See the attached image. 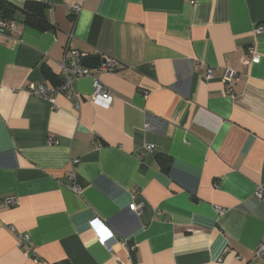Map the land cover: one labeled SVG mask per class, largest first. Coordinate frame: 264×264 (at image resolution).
<instances>
[{"label":"crops","instance_id":"obj_1","mask_svg":"<svg viewBox=\"0 0 264 264\" xmlns=\"http://www.w3.org/2000/svg\"><path fill=\"white\" fill-rule=\"evenodd\" d=\"M39 1L50 28L19 16L0 30V200L19 202L0 208V264H264V0ZM68 45L118 62L100 74L113 101L93 97L91 76L55 107L29 91L62 82Z\"/></svg>","mask_w":264,"mask_h":264},{"label":"built area","instance_id":"obj_2","mask_svg":"<svg viewBox=\"0 0 264 264\" xmlns=\"http://www.w3.org/2000/svg\"><path fill=\"white\" fill-rule=\"evenodd\" d=\"M81 10L80 5H75L73 7V11L78 13ZM15 25L16 22L14 21H5L0 16V30L5 31L10 34L15 33ZM255 34L261 35L264 33V23H258L256 24L254 28ZM89 56V53L83 52L74 46L67 47L65 59L63 62V70H64V77L62 82L59 85L56 86H49L47 84H36L31 83L29 86V91L33 94H37L41 97H44L45 99H48L50 102L53 103L55 107V99H54V93L56 91H64L70 94L72 98H78L76 95V92L74 90V81L77 78L84 77V76H91L93 78V97L99 100H102L104 102H111L114 98V92L108 87L101 79L100 74L104 72H108L111 70H114L118 66V62L106 55H101L102 63L95 67L90 68L83 64V59L85 57ZM260 59V56L255 48L254 45H250L247 49V55L244 58V61L246 63L249 62H258ZM216 68L215 67H208L205 73V79H212L215 75ZM238 71L231 68L226 67L224 68L223 73V81L226 84L225 94L234 96L235 94V82L238 78ZM77 102V101H76ZM78 104V102H77ZM148 127V126H146ZM54 141V136H50V142ZM156 151V146L153 143H146L144 145V151L143 154H149L154 153ZM75 190H79V188H75ZM256 196L258 198H263L264 196V188L262 184H258L256 187ZM18 198L16 196H6L3 199L0 200V208H11L12 206L17 205ZM144 203L143 202H133L130 204V208L140 213L143 209ZM218 212L220 211L219 208L216 209ZM10 230L13 232L14 227H10ZM18 238V245L25 250L26 253H32L33 250L31 248V241L30 236L28 234H20L17 236ZM98 241L101 245H103L107 250H109L113 255H116V247L119 242L115 243H108L106 239L103 236L98 237ZM122 246H125L128 248L129 252L132 254L135 249L136 245L131 243H124ZM35 254V253H34ZM255 255L258 257L264 258V239L259 243L258 247L255 250ZM34 256V255H33Z\"/></svg>","mask_w":264,"mask_h":264},{"label":"trees","instance_id":"obj_3","mask_svg":"<svg viewBox=\"0 0 264 264\" xmlns=\"http://www.w3.org/2000/svg\"><path fill=\"white\" fill-rule=\"evenodd\" d=\"M48 8V1L28 0L23 7H19L10 1L0 0V16L2 19L10 22L17 20L19 16H21L24 24L33 26L42 31L52 26L47 15ZM42 68L47 79L52 81L57 80V77L46 64H43ZM159 159L161 163L163 162V168L168 170L171 159L167 156H159Z\"/></svg>","mask_w":264,"mask_h":264},{"label":"water","instance_id":"obj_4","mask_svg":"<svg viewBox=\"0 0 264 264\" xmlns=\"http://www.w3.org/2000/svg\"><path fill=\"white\" fill-rule=\"evenodd\" d=\"M102 63V59L98 55H89L83 59V64L90 68H95Z\"/></svg>","mask_w":264,"mask_h":264}]
</instances>
